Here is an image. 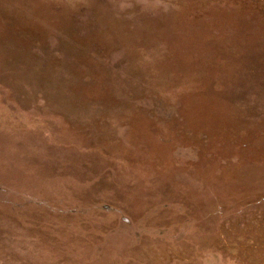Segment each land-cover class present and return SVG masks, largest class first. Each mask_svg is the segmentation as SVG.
I'll return each mask as SVG.
<instances>
[{"label": "rangeland", "instance_id": "1", "mask_svg": "<svg viewBox=\"0 0 264 264\" xmlns=\"http://www.w3.org/2000/svg\"><path fill=\"white\" fill-rule=\"evenodd\" d=\"M0 264H264V0H0Z\"/></svg>", "mask_w": 264, "mask_h": 264}]
</instances>
